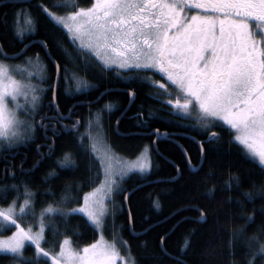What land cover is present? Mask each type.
Wrapping results in <instances>:
<instances>
[{
    "label": "snow or ice",
    "instance_id": "1",
    "mask_svg": "<svg viewBox=\"0 0 264 264\" xmlns=\"http://www.w3.org/2000/svg\"><path fill=\"white\" fill-rule=\"evenodd\" d=\"M17 2L30 3V0ZM3 6V3H0V7ZM36 7L40 8L42 14L54 26L65 30L72 48L69 50L61 41L54 39L55 47L64 61L62 64L52 55L48 43L44 40H29V43L24 44L23 48L12 56L4 52L3 45H0V56L4 59H19L34 43H38L44 50V57L39 53L27 56L23 65L9 66L0 61V156L4 153L18 155L21 146L34 143L38 129L44 131L46 140H52V137L47 135L48 131L52 132L53 137L60 135L51 121L55 120L56 124H59L61 120L71 119L76 107L68 109L67 115L60 112L56 98L61 79L65 82L73 80L76 91L79 92L82 88L90 86L93 90L99 89L98 84H92L88 80V75L96 64L105 70L116 66L117 72L154 70L161 75L163 82L139 76L125 79L128 82L137 81L142 85L157 88L165 96L173 95L168 90L170 86L175 88L174 100H161L157 94H149V97L172 109L170 115H180L181 119L193 120L194 123L184 127L206 137L205 141L187 137L198 146V165H193L188 151L173 141L180 149L188 168L196 171L198 167L203 166L206 157L204 145L213 141L220 142L221 133L211 131L220 127L229 133V139L225 141L230 146L229 151L231 145L238 142L237 147L240 148L241 154L258 160L255 176L261 183L258 187L256 181L249 176L248 182L252 190L241 191L243 199L237 201L238 205L244 208V201L254 203L257 198L264 201V0H92L88 7H79L77 0H53L50 6L38 2ZM189 12L192 14H188ZM38 22L39 17L33 16L30 8L14 10L10 19L6 12L0 14V29L11 31L17 37L18 43H23L29 35L37 34ZM45 58L51 61L55 77V82L47 88L32 83L33 76L45 84L53 80V74L43 62ZM92 60H95L96 64H93ZM13 71L24 75V79H15ZM81 72L84 75H81ZM48 91L52 92V99L47 107L54 108L56 116L40 114L44 107L41 104L43 94ZM108 91L105 89L101 92L97 102ZM135 95L134 91L129 92L130 97L134 98ZM107 107L111 108L112 105ZM153 115L150 112L149 118ZM37 116L40 117L39 121ZM44 121L49 123L45 124ZM80 123L77 120L70 126L60 124V127L64 131H75ZM96 133L95 141L99 142L101 130L98 125ZM154 134L157 139L168 138V133L162 134L159 130H155ZM85 139L90 143L85 144ZM93 140L91 130L87 137L81 134L77 152H65L55 161L62 171L68 170L72 174L83 168L89 173V181L64 184L60 199L40 210L39 230L34 231L38 193L33 192L25 181L0 187V197H3L6 205L0 206V233L15 228L10 236L0 238V251L13 254L10 258L17 264H34V258L23 255L25 241H30L35 246L36 258H50L51 264H116L120 258L116 244L105 241L103 237L82 249L73 248L67 237L62 244L56 241L51 251H46L42 246L48 243L46 230L51 231L54 241L57 236L62 235L61 224L55 222L56 215L64 225H67L71 215H82L86 217L85 223H89L94 229L102 230L108 217H113L114 221L119 210L124 207L120 205L119 209L114 207L110 210L105 201L111 200L113 193L122 194L125 191L122 185L131 169L138 168L141 172L148 170L146 160L125 163L107 151L98 158L95 153L100 149ZM41 147L37 145L40 160L31 169L25 170V161H21L22 173H30L45 158L55 154L54 140L51 145H43L49 148L47 154H40ZM173 166L178 173L181 172L179 166ZM94 168L97 169V177L100 175L99 169H103L105 179L101 186L81 196L83 189L94 182L91 178ZM5 174L13 180L16 179L15 173H9L7 168ZM48 175L59 177V173ZM47 179L48 177H45V180ZM175 179L172 177L159 182H174ZM230 181L236 188H240L243 177L231 176ZM21 187L23 192L20 191ZM9 192L16 193L11 200L8 199ZM46 192L55 196L51 189ZM21 196L23 203L20 202ZM128 198L124 196L125 202ZM71 202L78 206L71 209L62 207ZM154 206L160 207L159 200L154 201ZM184 210L186 208L177 209L172 214L173 218ZM195 210L200 212V221L206 220L205 211L199 208ZM259 212L264 215V203L261 204ZM53 213L55 215H52ZM240 215L245 219V225L229 232V248L238 243L242 244L246 249L244 264H257L258 261L264 264V222L256 232L248 235V224L254 223L255 217L245 216L244 213ZM25 216H31L33 224L28 225L24 221ZM186 219L188 218L181 217L171 230H175ZM152 227L149 225L144 229V234ZM129 228L133 235L141 234L134 231L130 209ZM73 234L79 235L76 232ZM194 234L195 229L185 237L182 252L190 247V237ZM167 236L166 232L159 237L163 256H169L176 264H185L183 259L168 252L165 246ZM124 243L121 241V244ZM57 244L60 249L58 252L55 251ZM156 259L157 264H164L162 256ZM125 264H136L130 253L129 257L125 258Z\"/></svg>",
    "mask_w": 264,
    "mask_h": 264
},
{
    "label": "trees",
    "instance_id": "2",
    "mask_svg": "<svg viewBox=\"0 0 264 264\" xmlns=\"http://www.w3.org/2000/svg\"><path fill=\"white\" fill-rule=\"evenodd\" d=\"M38 2L50 6L53 0H31L30 3L3 2L4 6L0 7V14L6 12L10 19L14 10L30 8L32 15L39 17V22L37 34L29 35L27 39L23 40V43H18L17 37L11 31L0 29V44L3 45L5 52L14 53L20 50L27 41L34 38L41 39L48 43L52 55L63 64L64 61L55 47L54 39L61 41L69 50H71V44L66 38L65 31L60 27L54 26L42 14L40 8L36 7ZM77 3L79 7H88L92 0H77ZM36 53L44 57V50L37 43L33 44L24 55L33 56ZM0 58L3 57L0 56ZM43 62L48 66L49 72L53 74L54 79V69L51 61L45 58ZM69 67H73V65H69ZM80 74L84 75L83 72ZM113 74L112 70H105L96 65L94 70L88 75V80L92 84H98L99 89L93 90L90 86L88 91L81 90L79 92L76 89L73 90V85L70 86L61 79L56 98V103L60 106V112L66 114L68 109L76 106L73 115L78 117L79 119L77 120L81 123L75 131H64L60 124L70 126L71 122L69 123L66 120L56 124V121L53 120L51 123L56 125V131L60 135L53 137L52 132L48 131L47 135L52 137V140H46L44 131L38 129L34 143L21 146L18 149V155L12 156L4 153L0 156V187L20 184L21 181H25L33 192L38 193L35 203V207L38 209L44 205L52 204L54 200H59L64 184L72 183L73 181L88 182L89 173L85 172L83 168L72 174L68 170L62 171L55 161L62 157L65 152H77L80 135L86 132V125L91 120H97V115L101 111L99 107H102L98 105L99 102L88 106L82 104H89V99L108 89V93L102 96L101 100H108V105H112V107L106 108L108 113L103 114L99 121L108 142L118 153L126 157L138 155L146 150L145 147L149 145L148 150L151 160V167L148 173L143 175L137 172L130 173L122 185L125 191L122 194L115 193V202L117 204L115 208L119 209L120 205L124 207L119 210L114 221L110 218L107 219L106 231L108 234H116L126 240L131 254L138 260V264H157L156 258L161 256L164 264H176V261L169 256H163L160 250L159 237L166 232L168 236L165 246L168 252L172 256H178L183 259L185 264H232V262L244 264L246 249L239 243L235 247L229 248V232L245 225V219L241 217V213H244L245 216L252 215L255 217V222H249L248 224V235L256 232L258 227L264 222V215L259 212V208L264 201L259 198L254 203L244 201V208H241L237 203L238 200L243 199L240 195L241 191L252 190L248 182L249 176L256 181L259 187L261 181L255 176L258 162L250 156L241 154L236 142L231 145V151H229L230 146L225 143L229 139V133L220 127L211 129V131L221 133L220 142L205 143L206 157L204 158L203 166L196 171L188 168L180 149L173 140L157 139L156 150L151 144V139L155 137V134H144L153 129H158L160 132L165 131L168 136H172L176 142L188 151L192 158V164L197 165L200 160L197 144L193 140L176 133L180 130L188 131L199 141H205L206 137L200 135L197 131L184 127L186 125L184 119L177 115H170V108L166 104L149 97V94H156L158 89L151 88L146 84L142 85L137 81L128 82L125 79L131 76L149 77L148 71ZM52 83L53 80L48 81L44 88H47ZM66 88L68 89L67 92L65 91ZM118 88L121 90H118ZM125 89L136 93L135 99L127 109L129 93ZM83 99L87 101L82 102L81 100ZM160 99L162 100V97ZM50 100L51 91H48L43 94L41 100V104L44 106L40 113L41 115L56 116V110L47 107ZM150 112L154 114L152 118H149ZM118 117L117 129L115 130L114 123ZM36 119L39 121L40 117L37 116ZM169 121H172V123H169ZM44 123L48 124L49 121H44ZM85 137L87 136L85 135ZM53 140L55 154L50 158H45L30 173H22L20 171L21 161H25L23 163L25 170L31 169L40 160V155L37 153V145L42 146L39 150L40 154H47L49 148L43 147V145H51ZM88 142V139L84 140L85 144H88ZM173 165H177L181 169L175 181L168 183L159 182L161 180H169L177 175L178 172ZM6 168L9 173H15L16 179L13 180L9 175L5 174ZM96 171L97 169L95 168L92 170L91 178L94 182L83 189L81 196L99 182L101 169H99L100 175L98 177L96 176ZM49 173H59V177L55 175L49 176ZM208 173H211V175H207ZM235 175L243 177L240 188H236L235 184L230 181V177ZM45 177H48V179L45 180ZM145 181L151 182L130 192L127 200L128 210H126L123 200L125 193ZM48 189H51L55 196L47 194L46 190ZM22 190L23 187H21L20 191L22 192ZM15 196V192L8 193L9 200ZM228 197L232 199L228 200ZM156 200H159V208L154 206V201ZM66 205L68 208L76 205V203H66L63 206L65 207ZM0 206H6L3 197H0ZM180 208H186V210L181 211L173 218L172 214ZM196 208L206 212V220L200 221L198 219L200 212L196 211ZM129 209L132 214L134 231H143L149 225L153 226L151 230L146 234L142 232L137 236L132 235L129 228ZM254 209L256 211H253ZM181 217L188 219L175 230H171L172 226ZM85 220L86 217L82 215H71L67 225H64L61 223V218L56 215L55 222L61 224L60 231L62 235L57 236L54 241L51 231L46 230V236L48 238L51 237L48 242L53 245L64 237H70L76 248L80 249L85 245L91 244L97 239V231L89 223H85ZM113 223L115 227H113ZM193 229H195V234L190 237V247L182 252L181 249L184 246L185 237ZM10 231L2 232L0 235L8 234ZM74 232L79 233V235H74ZM42 246L48 251L46 249L49 246L48 243ZM24 253L34 258L35 246L30 242L24 249ZM12 255L0 253V264H17L10 258ZM37 262L34 260V264H37ZM257 264H260V262L258 261Z\"/></svg>",
    "mask_w": 264,
    "mask_h": 264
},
{
    "label": "rangeland",
    "instance_id": "3",
    "mask_svg": "<svg viewBox=\"0 0 264 264\" xmlns=\"http://www.w3.org/2000/svg\"><path fill=\"white\" fill-rule=\"evenodd\" d=\"M190 14V12L188 13ZM65 31V30H64ZM66 38L69 40V36L66 35ZM70 43V42H69ZM71 48H72V45H71ZM94 55V53L92 54ZM29 56V55H23L22 57H20L19 59H3V58H0V61H3L4 64L6 65H9V66H17V65H23L24 63V60L25 58ZM35 56V55H33ZM88 59H91V57H88ZM92 63L93 64H96V61L95 60H92ZM45 64V63H44ZM97 66H100L99 64H96ZM111 67V66H110ZM13 76L15 77V79L17 80H22L24 79V75L16 72V71H13ZM32 83L35 84V85H38L40 87H45V83H42L36 76H33L32 78ZM67 84H69L70 86L73 85L74 88L73 90L76 89V85H75V82L73 80H68L66 82ZM168 90L170 92L173 93L172 96H167L166 100H174L176 98V90L174 87H169ZM21 102H23V98L21 97ZM172 111V109H171ZM97 125L100 127V130H101V136H100V140L99 142H96L95 141V137H96V128H97ZM91 130V133H92V136L94 137V140L92 141L93 143H96V146L100 149L99 152L95 153V155L99 158L105 151H107L109 154H113L116 158L118 159H122L125 163H139V162H145V160L147 161V164H148V170L146 172H141L138 168H133L131 169L129 172H128V175L132 172H137V173H140V175H143V174H146L149 172V169L151 167V160H150V156H149V153L147 150H144L142 152H140L138 155H135L133 157H126V156H123L121 155L120 153H118L111 145L110 143L108 142L106 136L104 135V132L103 130L101 129V126H100V123H99V120H91V123L89 122V124L86 125V132H84V135H88L89 131ZM234 135V134H233ZM87 140V139H86ZM89 141V140H88ZM90 143V141L88 142V144ZM238 143V142H236ZM258 162V160H256ZM127 175V176H128ZM126 176V177H127ZM125 177V178H126ZM105 179L104 175H103V169H101V178L99 180V182L93 187L91 188L90 190L86 191V192H90L92 191L94 188H97L99 186L102 185V182L103 180ZM23 192V190H22ZM116 197H115V193H113L112 197H111V200H106L105 203L107 204V207L112 210L114 209V207L117 205L116 202ZM20 202L23 203V196H21L20 198ZM82 202V201H81ZM49 204L47 205H44L38 209H36V222H35V226H34V231L35 230H39V214H40V210L43 209V208H46ZM78 205H74L72 207H68L67 208V205L64 207L62 205V207H64L65 209H71V208H74V207H77ZM54 214V213H53ZM52 214V215H53ZM108 218L110 219H113V217L109 216ZM24 221L28 224V225H31L33 224V218L31 216H25L24 217ZM15 231V228H11V231L8 233V234H5V235H0V238H4V237H7V236H10L12 232ZM97 231V239L92 242L91 244L95 243L97 240H100L101 237H103V239L107 242H114L116 244V247L120 253V258L117 259L116 261V264H125V258H128L129 257V253L131 255L132 258L135 259L136 261V264H138V260L131 254V250H130V247H129V244L127 243L126 240L122 239L121 237H119L118 235L116 234H111L109 235L108 232L106 231V226L101 230V229H96ZM46 236V234H45ZM47 237V236H46ZM66 237L60 239L59 243H63L64 239ZM70 241H71V238L70 237H67ZM47 240L50 241L51 240V237L48 238L47 237ZM121 241H124L125 243L124 244H121ZM30 241H25V247L24 249L29 245ZM49 246L46 247V249L48 251H51L52 250V244L50 242H48ZM71 244H72V247L73 248H76V246L73 244V242L71 241ZM91 244H88V245H91ZM88 245H85V246H88ZM84 246V247H85ZM83 248V247H82ZM80 248V249H82ZM24 249L22 250L23 252V255L25 257H28V258H31L30 256L26 255L24 253ZM79 249V248H77ZM60 249H59V245H57V248H55V251L58 252ZM0 253H4L2 251H0ZM8 254H11V253H8ZM37 257V254L35 252V255H34V260L35 261H38L37 264H51V260L50 258H45V257H39V258H36Z\"/></svg>",
    "mask_w": 264,
    "mask_h": 264
},
{
    "label": "flooded vegetation",
    "instance_id": "4",
    "mask_svg": "<svg viewBox=\"0 0 264 264\" xmlns=\"http://www.w3.org/2000/svg\"><path fill=\"white\" fill-rule=\"evenodd\" d=\"M90 6V5H89ZM190 14H192L191 12H190ZM111 70L113 71V73L114 74H119V73H122V72H125V73H127V72H130V71H127V70H122V71H120V72H117L116 71V66H111ZM149 72V77L151 78V80L152 81H157V82H163V81H161V75L160 74H157L154 70H152V71H148ZM113 74V75H114ZM116 76V75H115ZM166 79V78H165ZM120 87V86H119ZM123 87H125V86H123ZM90 88H82L81 90H83V91H88ZM157 89V88H156ZM129 90V89H128ZM156 94L157 95H159V97H162V100H166V98H167V96H165V95H163L161 92H160V90L158 89V90H156ZM98 96V94L94 97V98H91V99H89V101H93V100H95L96 99V97ZM128 98H129V94H128ZM79 101V100H78ZM82 102L84 101H87V100H81ZM98 102H99V106H102V107H99L100 109H101V111L99 112V114L97 115L98 116V118H97V120H99L100 121V119L102 118V116H103V114H105L106 112L108 113V110H106V108H107V105H108V103H109V101L108 100H101V98L98 100ZM97 102V100L95 101V102H92V103H89V104H82V105H92V104H97L98 103ZM169 112H171V109H169ZM178 117H180L181 118V116L180 115H177ZM77 119H79L78 117H76V116H74V115H72V118L71 119H65V120H61V121H66V120H68V122L70 123L71 122V124L70 125H72L75 121H77ZM184 121H185V124L187 125V124H191V123H194V121L193 120H186V119H184ZM89 124V123H88ZM190 129V128H189ZM190 131V130H189ZM160 132V131H159ZM161 132H163V131H161ZM160 132V133H161ZM177 135H182V136H184V137H189L190 135H193V134H191L190 132H188V131H185V130H180V131H178L177 133H176ZM175 134V135H176ZM194 136V135H193ZM191 137V136H190ZM165 139H167V140H173V141H175L176 142V140L171 136H168V138H165ZM157 140V139H156ZM151 144H152V146H153V139H151ZM155 145H156V141H155ZM148 147H149V145H147L146 147H145V149L148 151V153H149V150H148Z\"/></svg>",
    "mask_w": 264,
    "mask_h": 264
},
{
    "label": "water",
    "instance_id": "5",
    "mask_svg": "<svg viewBox=\"0 0 264 264\" xmlns=\"http://www.w3.org/2000/svg\"><path fill=\"white\" fill-rule=\"evenodd\" d=\"M31 1V0H30ZM3 2H17V0H3V1H0V3H3ZM31 41H36V42H38V41H41V39H36V38H34V39H31ZM27 43H29V41H27L25 44H27ZM35 44V43H34ZM38 44V43H37ZM1 45V44H0ZM24 46V45H23ZM23 46H22V48H23ZM4 51V50H3ZM19 51V50H18ZM17 51V52H18ZM5 52V51H4ZM7 53V52H6ZM15 53V52H14ZM8 55L9 56H12L13 55V53H8ZM1 57H3V56H1ZM4 58V57H3ZM55 82V77H54V79H53V83ZM118 90H121V89H119L118 88ZM128 93L129 92H132V90H128V89H125ZM103 92V91H102ZM101 94V93H100ZM100 94L98 95V97H100ZM51 99H52V92H51ZM135 99V97L133 98V97H130L129 96V102H128V104H127V106H126V109H127V107L132 103V101ZM97 100V98L95 99V100H93V101H91V102H94V101H96ZM89 103V102H88ZM68 113V112H67ZM67 113L65 114V115H67ZM122 114V113H121ZM120 114V115H121ZM120 117V116H119ZM119 117H118V119L116 120V122L114 123V128H115V130L117 129V122H118V120H119ZM155 130H158V129H153V130H151V131H149V132H145L144 134H150V133H154L155 132ZM162 134L163 133H167V132H165V131H163V132H161ZM122 134V133H121ZM191 137H194V136H191ZM195 138V137H194ZM156 139H157V136L155 135V137L153 138V147L157 150V148H156V145H155V141H156ZM195 140L196 141H199L198 139H196L195 138ZM206 140V139H205ZM179 144V143H178ZM180 145V144H179ZM199 163V162H198ZM198 165V164H197ZM199 168V167H198ZM197 168V169H198ZM179 176V173H177V175L176 176H174L175 178H177ZM151 181H145V182H143V183H140V184H137L136 186H134V187H132L131 189H129L126 193H125V195L124 196H129V194H130V192H132L134 189H136V188H138V187H140V186H143V185H145V184H147V183H150ZM123 200H124V198H123ZM124 204H125V208H126V210H128V205H127V202H125V200H124ZM199 219V218H198ZM142 232H144V230L143 231H139V232H136L135 231V233H142ZM131 234H132V232H131ZM133 235V234H132ZM134 236H137V235H134Z\"/></svg>",
    "mask_w": 264,
    "mask_h": 264
},
{
    "label": "bare ground",
    "instance_id": "6",
    "mask_svg": "<svg viewBox=\"0 0 264 264\" xmlns=\"http://www.w3.org/2000/svg\"><path fill=\"white\" fill-rule=\"evenodd\" d=\"M95 102V101H94ZM92 103V102H91ZM72 108V107H71Z\"/></svg>",
    "mask_w": 264,
    "mask_h": 264
}]
</instances>
